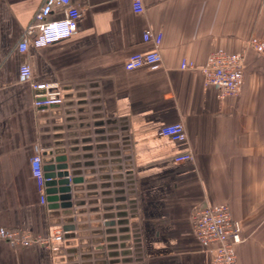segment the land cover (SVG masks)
I'll return each mask as SVG.
<instances>
[{
	"label": "crops",
	"instance_id": "obj_1",
	"mask_svg": "<svg viewBox=\"0 0 264 264\" xmlns=\"http://www.w3.org/2000/svg\"><path fill=\"white\" fill-rule=\"evenodd\" d=\"M42 2L0 0V227L49 236L74 224L75 236L0 239V264H211L217 244L199 241L194 213L220 203L241 222L238 264H264V57L248 43L264 40V0H143L141 14L133 0H72L77 33L22 53ZM147 29L163 35L162 63L127 70L129 55L155 48ZM219 47L245 56L242 89L223 100L202 73ZM31 82L59 83L61 102L36 109ZM178 121L184 143L160 133ZM37 146L44 167L63 157L78 179L71 208L41 203ZM188 150L192 162L175 161Z\"/></svg>",
	"mask_w": 264,
	"mask_h": 264
},
{
	"label": "built area",
	"instance_id": "obj_2",
	"mask_svg": "<svg viewBox=\"0 0 264 264\" xmlns=\"http://www.w3.org/2000/svg\"><path fill=\"white\" fill-rule=\"evenodd\" d=\"M55 7L61 9L62 17L51 18ZM133 9L137 14L143 13L145 11L143 0H133ZM81 18L82 11L72 0H43L23 30L18 46L19 51L25 53L30 46L39 49L71 38L77 33ZM162 37L161 32L145 30L143 40L152 42L155 48L149 52H136L129 55L125 61V68L127 70L141 66L158 68L162 63L159 50ZM248 43L264 57V40L252 36ZM181 67L194 68L195 64L184 60ZM244 71V54L230 52L224 47L214 50L209 55L206 65L202 67L205 84L214 86L217 89L218 98L222 100L239 94L244 82ZM19 76L22 81H31V66L27 63L22 64ZM31 89L34 95V106L38 110L47 109L61 102L62 91L59 83L31 82ZM160 133L179 143L187 141L185 125L181 121L164 125ZM43 151L42 147L37 146L31 163L33 175L38 183L41 203L46 204V182L49 178L45 177ZM174 159L176 162H192L194 154L188 150L180 152ZM194 220L195 233L199 241L204 244H217L211 264H238L236 245L243 240L242 226L241 222L233 217L229 204L220 203L198 208L194 213ZM64 235L65 231L62 228L54 230L49 236H35L29 231L0 227V239L13 246L30 247L42 244L52 247V242L62 240Z\"/></svg>",
	"mask_w": 264,
	"mask_h": 264
},
{
	"label": "water",
	"instance_id": "obj_3",
	"mask_svg": "<svg viewBox=\"0 0 264 264\" xmlns=\"http://www.w3.org/2000/svg\"><path fill=\"white\" fill-rule=\"evenodd\" d=\"M57 164L54 166H45V177L49 178L46 182L47 201L49 208H71L73 205L71 194V182H77V178H70L69 165L64 162L65 158L57 159ZM67 237H74V224H67L63 227Z\"/></svg>",
	"mask_w": 264,
	"mask_h": 264
}]
</instances>
